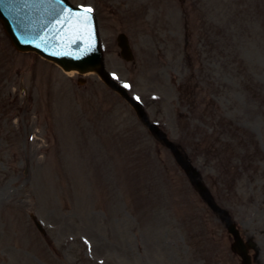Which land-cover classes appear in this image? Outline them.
<instances>
[{
  "label": "rangeland",
  "instance_id": "1",
  "mask_svg": "<svg viewBox=\"0 0 264 264\" xmlns=\"http://www.w3.org/2000/svg\"><path fill=\"white\" fill-rule=\"evenodd\" d=\"M70 1L264 264V0ZM230 241L122 97L16 51L0 24V264H240Z\"/></svg>",
  "mask_w": 264,
  "mask_h": 264
},
{
  "label": "water",
  "instance_id": "2",
  "mask_svg": "<svg viewBox=\"0 0 264 264\" xmlns=\"http://www.w3.org/2000/svg\"><path fill=\"white\" fill-rule=\"evenodd\" d=\"M49 3L50 5L53 4L57 7V10L55 11L56 19L62 18L63 26L60 31L57 32L58 34H67L72 38L78 39L81 34L88 31L86 36V49L81 50L77 47H74L76 44L69 42L68 43L70 45L60 44V42L56 43L50 49L46 46V44H48L49 38H52L56 35H51V33L45 30V28L41 27V36L38 39L37 37L39 29L36 30L35 28H24V26H29H27V22L21 23L19 20L12 19L10 13L12 12L13 6L17 4V0H0V21L2 22L4 30L8 34L12 44L18 50H36L47 59L53 60L54 62L60 64L66 70L71 68L77 69L79 72L95 70L109 86L130 100V98H128L126 95L125 90L112 82L104 70L95 28V18L92 13L81 7H72L67 0H49ZM118 44L121 47L122 56L126 59H130L132 55L127 43V39L124 35L120 34L118 36ZM130 102L136 110L137 115L163 141V143L171 149L175 159L184 168L186 173L189 175L194 187L202 194L208 204L215 211L224 213L225 218H223L225 220L226 227L228 231L234 235V241L231 244V249L242 257V264H250V257L247 254V250L251 247H254V243L251 240L247 242L242 241L238 230L229 220L227 214L212 202L209 192L202 182L197 178V171L185 160L184 156L176 148V146L171 141L167 140L165 135L160 132L158 127L148 121L141 106L137 102L131 100Z\"/></svg>",
  "mask_w": 264,
  "mask_h": 264
},
{
  "label": "snow or ice",
  "instance_id": "3",
  "mask_svg": "<svg viewBox=\"0 0 264 264\" xmlns=\"http://www.w3.org/2000/svg\"><path fill=\"white\" fill-rule=\"evenodd\" d=\"M89 11H91V10H89Z\"/></svg>",
  "mask_w": 264,
  "mask_h": 264
}]
</instances>
